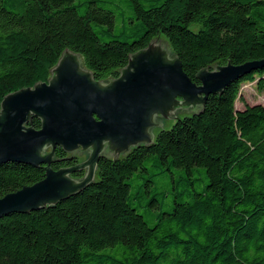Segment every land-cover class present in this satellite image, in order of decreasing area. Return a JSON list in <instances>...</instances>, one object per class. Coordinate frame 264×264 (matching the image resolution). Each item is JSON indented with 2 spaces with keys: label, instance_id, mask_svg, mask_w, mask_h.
<instances>
[{
  "label": "trees",
  "instance_id": "1",
  "mask_svg": "<svg viewBox=\"0 0 264 264\" xmlns=\"http://www.w3.org/2000/svg\"><path fill=\"white\" fill-rule=\"evenodd\" d=\"M122 1L129 22L137 21L130 39L115 35L110 0H83L82 10L76 0H0V103L46 81L65 49L97 81L116 78L130 54L156 38L197 84L202 68L264 62V0ZM260 66L208 95L198 111H177L150 145L100 159L94 181L77 193L0 218V264H264V106L235 108L241 85L264 74ZM40 124L31 119L34 128ZM152 156L166 170H183L186 186L162 209L147 180L145 215L131 201L130 180L147 172ZM78 159L56 147L51 166ZM196 168L204 182H196ZM43 177V165L5 163L0 197Z\"/></svg>",
  "mask_w": 264,
  "mask_h": 264
},
{
  "label": "water",
  "instance_id": "2",
  "mask_svg": "<svg viewBox=\"0 0 264 264\" xmlns=\"http://www.w3.org/2000/svg\"><path fill=\"white\" fill-rule=\"evenodd\" d=\"M156 39L130 54L116 78L104 81L93 78L79 54L65 49L46 81L3 97L0 166L43 165L44 177L0 197V218L45 208L77 193L94 181L100 159H117L150 145L158 129L175 121L177 111H198L208 95L220 93L264 64L202 68L197 84L168 43ZM33 117L40 120V128L31 125ZM56 147L70 156L84 153L86 158L53 169ZM81 171L82 178L72 177Z\"/></svg>",
  "mask_w": 264,
  "mask_h": 264
},
{
  "label": "rangeland",
  "instance_id": "3",
  "mask_svg": "<svg viewBox=\"0 0 264 264\" xmlns=\"http://www.w3.org/2000/svg\"><path fill=\"white\" fill-rule=\"evenodd\" d=\"M76 2L80 3L79 9L82 10L83 0H76ZM110 2L115 5L116 9V20L113 26L115 35L122 39H130L131 34H135V30L132 25L137 24V21H134L132 24L129 22L128 18L132 17V13L127 3L122 0H110ZM156 40L166 42L163 38H157ZM263 82L264 74L260 75L257 73L253 80H248L242 84L240 87V94L235 102V108L240 110L243 109L245 105L253 104H260L264 106V85L261 86L260 84ZM144 166L147 169V172H143L140 175L134 174L133 179L130 180L132 183L131 201L133 204L136 202L135 204L140 206L142 209L147 208L146 201L148 196L143 197L144 195L142 193V189H144L143 184H145L147 180L152 179V185L147 182L150 189L149 193L153 194V192H156L160 205H162V209H164L167 201L172 198L175 189L177 192H181L185 189L186 173L175 167H170V170H166L155 161L154 156L147 159ZM153 173H156V175L152 176ZM149 174H151V176H149ZM194 177L197 179L196 182L205 181L202 170L199 168L194 170ZM196 188L199 189V186L196 185ZM137 193H139V196L133 199V196L137 195ZM141 208L140 211L147 215L145 212H149L150 208L146 209V211Z\"/></svg>",
  "mask_w": 264,
  "mask_h": 264
},
{
  "label": "flooded vegetation",
  "instance_id": "4",
  "mask_svg": "<svg viewBox=\"0 0 264 264\" xmlns=\"http://www.w3.org/2000/svg\"><path fill=\"white\" fill-rule=\"evenodd\" d=\"M74 156L79 157L78 161L81 162L82 160H84L86 158V154L84 153H76Z\"/></svg>",
  "mask_w": 264,
  "mask_h": 264
}]
</instances>
